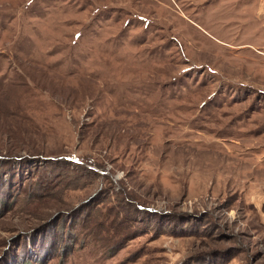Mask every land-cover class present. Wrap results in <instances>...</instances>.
<instances>
[{
    "label": "rangeland",
    "instance_id": "1",
    "mask_svg": "<svg viewBox=\"0 0 264 264\" xmlns=\"http://www.w3.org/2000/svg\"><path fill=\"white\" fill-rule=\"evenodd\" d=\"M264 0H0V264H264Z\"/></svg>",
    "mask_w": 264,
    "mask_h": 264
},
{
    "label": "crops",
    "instance_id": "2",
    "mask_svg": "<svg viewBox=\"0 0 264 264\" xmlns=\"http://www.w3.org/2000/svg\"><path fill=\"white\" fill-rule=\"evenodd\" d=\"M262 9H263V11L261 10V12H263V14H264V7ZM262 17H264V15Z\"/></svg>",
    "mask_w": 264,
    "mask_h": 264
}]
</instances>
